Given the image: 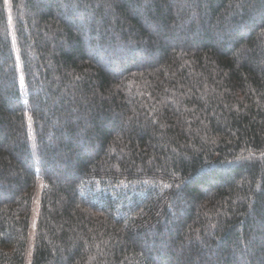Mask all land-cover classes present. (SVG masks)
I'll return each mask as SVG.
<instances>
[{
  "label": "trees",
  "instance_id": "1",
  "mask_svg": "<svg viewBox=\"0 0 264 264\" xmlns=\"http://www.w3.org/2000/svg\"><path fill=\"white\" fill-rule=\"evenodd\" d=\"M175 1L0 0V264H264V0Z\"/></svg>",
  "mask_w": 264,
  "mask_h": 264
},
{
  "label": "rangeland",
  "instance_id": "2",
  "mask_svg": "<svg viewBox=\"0 0 264 264\" xmlns=\"http://www.w3.org/2000/svg\"><path fill=\"white\" fill-rule=\"evenodd\" d=\"M94 1H97V2H99V0H94ZM174 3H176V1L175 0H172V4H174ZM41 4H42V0H36V8L39 10V9H44L42 6H41ZM69 8V7H68ZM72 9L74 8V6L73 7H71ZM71 8H69L70 10H71ZM90 12H92L91 10H90ZM106 13H107V15H109V10H107L106 11ZM33 16H35V12H33L32 13V17ZM95 17H92V19L93 20H98V19H94ZM67 19V18H66ZM193 19H195V17L193 18ZM188 20V22H190V23H193V21L194 20ZM79 20H80V23H82L83 24V22H82V18H79ZM100 22H101V20H99ZM45 23V22H44ZM44 39L46 40V41H48V43L51 45V51L53 52V53H56V51L58 50L57 49V46L58 45H61L62 43H63V39H61V38H59L56 34H54V33H46V34H44ZM175 39V38H174ZM49 66H50V68H52V69H54V70H57V69H59L60 68V66L57 64H49ZM5 73L7 74L8 73V71H5ZM20 82L23 84V77L21 76V78H20ZM55 81H56V85L57 86H60L61 84H62V82L64 81V78L62 77V75L61 76H59V75H57L56 77H55ZM69 89V88H68ZM68 89H65V90H62L60 93L62 94V95H64V96H69V97H71L73 94H76V93H78V91L77 90H75V89H71V92L68 90ZM36 215H37V212H36V210L33 212V214H32V222H31V227H30V244L32 245V243H33V240H34V236H35V233H36ZM29 255H28V263L27 264H30V259H31V253H30V250H29V253H28ZM239 256V255H238Z\"/></svg>",
  "mask_w": 264,
  "mask_h": 264
}]
</instances>
